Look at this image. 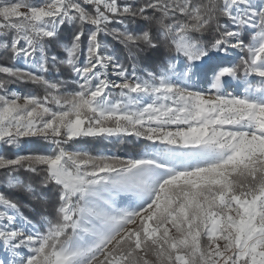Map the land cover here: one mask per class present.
<instances>
[{
  "label": "snow or ice",
  "instance_id": "6c2138e0",
  "mask_svg": "<svg viewBox=\"0 0 264 264\" xmlns=\"http://www.w3.org/2000/svg\"><path fill=\"white\" fill-rule=\"evenodd\" d=\"M0 264H264V0H0Z\"/></svg>",
  "mask_w": 264,
  "mask_h": 264
},
{
  "label": "trees",
  "instance_id": "16d2710c",
  "mask_svg": "<svg viewBox=\"0 0 264 264\" xmlns=\"http://www.w3.org/2000/svg\"><path fill=\"white\" fill-rule=\"evenodd\" d=\"M13 88H15L17 91L21 92V93H25L29 90V88L31 86H12ZM86 147H90L91 150L93 151H97V150H107V149H111L112 152H115L116 154L120 155V156H126L129 152L133 151V149L131 148L130 145H111V144H105L103 146L100 145H96V146H92V145H85Z\"/></svg>",
  "mask_w": 264,
  "mask_h": 264
}]
</instances>
